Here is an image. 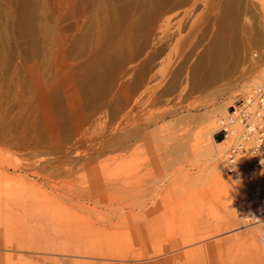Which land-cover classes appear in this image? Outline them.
<instances>
[{"label": "rangeland", "instance_id": "obj_1", "mask_svg": "<svg viewBox=\"0 0 264 264\" xmlns=\"http://www.w3.org/2000/svg\"><path fill=\"white\" fill-rule=\"evenodd\" d=\"M262 82L264 0H0V264H264L202 156Z\"/></svg>", "mask_w": 264, "mask_h": 264}, {"label": "built area", "instance_id": "obj_2", "mask_svg": "<svg viewBox=\"0 0 264 264\" xmlns=\"http://www.w3.org/2000/svg\"><path fill=\"white\" fill-rule=\"evenodd\" d=\"M218 131L227 147L223 152L227 171L239 176L238 158L251 152L254 160L248 166L247 177L254 181L256 172L264 169V82L233 99ZM244 203L243 219L247 224L264 221V186L253 189Z\"/></svg>", "mask_w": 264, "mask_h": 264}, {"label": "bare ground", "instance_id": "obj_3", "mask_svg": "<svg viewBox=\"0 0 264 264\" xmlns=\"http://www.w3.org/2000/svg\"><path fill=\"white\" fill-rule=\"evenodd\" d=\"M248 88V87H247ZM246 90V89H245ZM225 111L227 112V110L225 109ZM224 111V112H225ZM225 112V113H226ZM228 113V112H227ZM221 121V120H220ZM219 123H221V122H219ZM216 125V124H215ZM214 126V125H213ZM221 126V125H220ZM219 126V127H220ZM212 129V128H211ZM210 129V130H211ZM215 130L216 129H218V127L217 128H214ZM213 129V130H214ZM213 130L211 131V136H210V143H211V145H209V148L208 149H205L206 151H204L203 153H202V156H204V158H205V160H207V161H210V162H215L217 165V167H222L223 168V164H224V160H225V163H226V159H225V157H222V155L220 154V151L218 150V146H222V144H225L223 141L222 142H217L215 139H214V137H213V134H212V132H213ZM223 158H224V160H223ZM260 174H261V172H259ZM263 175V174H262ZM228 185V182L226 181V180H223L222 182H221V186H222V188H223V190H226V186ZM237 189V188H236ZM248 197V196H247ZM246 198V197H245ZM82 199V198H81ZM264 222V221H263ZM75 248V247H74ZM77 248H80V247H78L77 246ZM81 249V248H80ZM77 250V249H76ZM84 250V249H83ZM90 250V249H89ZM82 251V250H81ZM92 251V250H91ZM99 251V250H98ZM102 251V250H101ZM100 251V252H101ZM83 252V251H82ZM81 252V253H82ZM86 252V251H85ZM99 252V253H100ZM98 253V252H97ZM105 253V252H104ZM149 253V252H148ZM84 254H86V253H84ZM87 254H93V251L90 253V252H88ZM102 254V253H101ZM150 254H152L151 252L148 254V255H150ZM105 255H106V253H105ZM121 255H123V254H121ZM124 256V255H123ZM142 256V255H141Z\"/></svg>", "mask_w": 264, "mask_h": 264}, {"label": "trees", "instance_id": "obj_4", "mask_svg": "<svg viewBox=\"0 0 264 264\" xmlns=\"http://www.w3.org/2000/svg\"><path fill=\"white\" fill-rule=\"evenodd\" d=\"M218 139H219V140H222V137H220V136H219V138H218Z\"/></svg>", "mask_w": 264, "mask_h": 264}]
</instances>
